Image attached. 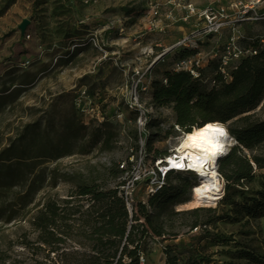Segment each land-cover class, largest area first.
I'll return each mask as SVG.
<instances>
[{
	"label": "rangeland",
	"instance_id": "rangeland-1",
	"mask_svg": "<svg viewBox=\"0 0 264 264\" xmlns=\"http://www.w3.org/2000/svg\"><path fill=\"white\" fill-rule=\"evenodd\" d=\"M189 7L228 5L225 0H0V157H13L0 163V264H43L48 256L50 264L63 254L88 253L78 246L81 240L66 242L55 255L36 244L32 222L39 210L49 201L69 200L83 182L100 184L116 167H134L140 160L151 166L157 154L172 149L173 113L155 109L153 87L166 85L165 73L186 60L184 53L197 52L189 60L201 61L198 81L211 91L230 45L243 59L252 56V44L264 45V2L256 7L260 21L253 13L229 12L234 25L210 37ZM184 41L193 48H177ZM18 43L34 56L14 66L11 50ZM135 104L147 118L144 131L131 110ZM148 142L151 151L145 154ZM186 181L173 175L167 185L182 187ZM257 189L258 182L246 192ZM192 191L181 205L150 211L165 240L151 243L148 264H166L164 247L174 245L199 251L211 264H245L235 257L239 251L264 257V220L220 223L230 208L221 200L194 209ZM132 196L134 207L149 201L144 186ZM83 207L87 211L90 205ZM209 210L215 213L194 215ZM211 221L207 228L192 229L196 222ZM205 230L234 243L214 248L201 241ZM25 238L28 248L22 246Z\"/></svg>",
	"mask_w": 264,
	"mask_h": 264
},
{
	"label": "trees",
	"instance_id": "trees-1",
	"mask_svg": "<svg viewBox=\"0 0 264 264\" xmlns=\"http://www.w3.org/2000/svg\"><path fill=\"white\" fill-rule=\"evenodd\" d=\"M26 37L20 36V42L23 43ZM250 49L257 55L242 59L230 78L218 73L211 91H206L189 74L174 71L165 73L166 85L153 87L155 109H170L173 113L171 131L178 126L190 133L193 128L221 124L227 127L229 136L237 143L218 163L219 174L225 183L223 203L230 209L217 221L230 225L264 220V45L258 41ZM11 55L12 64L18 66L23 58L33 57L34 53L18 43ZM196 55L197 52L190 51L184 53L182 59L187 61ZM150 145L145 143V154L151 151ZM12 158L0 157V163H8ZM161 158L162 155L157 154L152 163ZM132 167L128 165L125 170L116 167L100 184L83 182L69 200L49 201L39 210L32 222L36 244L55 255L59 253V247L75 239L81 240L78 242L80 248L89 250L84 254L60 255L56 263L50 264H140L142 257H149L151 243L165 240L162 226L150 211L161 212L169 206L181 205V200L194 185L185 179L186 184L182 187L169 186L171 175L163 189L149 198L147 205L138 204L130 215L120 189ZM119 180L120 185L112 188L111 185ZM256 182L258 189L248 195L246 190ZM187 203L190 200L183 202ZM83 204L90 205L87 211ZM200 213L215 212L198 211L194 215ZM212 222L205 225L196 222L192 229L207 228ZM203 233L201 241L214 248L230 247L234 243L231 238L218 237L206 230ZM24 240L22 246L28 248L26 238ZM164 253L166 264H211L197 250L174 245L164 247ZM235 257L245 264H264V257L250 250L239 251ZM49 260L50 256L46 257L43 264H48Z\"/></svg>",
	"mask_w": 264,
	"mask_h": 264
},
{
	"label": "built area",
	"instance_id": "built-area-1",
	"mask_svg": "<svg viewBox=\"0 0 264 264\" xmlns=\"http://www.w3.org/2000/svg\"><path fill=\"white\" fill-rule=\"evenodd\" d=\"M225 1L228 5L227 9L221 7H210L204 11H197L193 7H189L190 16L197 17L199 20L203 21L206 28V35L208 37L218 35L224 29L231 28L234 25V22L231 20L232 17L229 16V12H232L234 16L237 15V12L239 10L243 11L244 16L253 13L254 17L260 21L261 18H259L256 14V7L263 3L264 0ZM177 48L192 49L193 45L188 41H184L183 43L179 44ZM251 55L256 56L257 54L252 52ZM243 56V52H241L234 44L230 45L226 49L224 56L220 59L221 74L226 78H230L232 73L238 68L241 60L243 59ZM201 70V61L195 59L179 62L175 66L174 72H184L193 77L194 80H200ZM138 87L140 86L137 85L136 89ZM144 91L147 92V89H144ZM131 108L132 111L136 112L139 115L138 124L141 128V131H144L143 129H145L147 124L146 116L142 113L143 111L140 107H138L137 104H135V106ZM196 129L198 128H193L191 132L188 133L187 130L181 129L178 126H174L173 133L175 136L169 138V141L174 143L172 149L166 155L162 156L161 159L156 160L154 163H152L151 166L147 167L144 161L140 160L138 164L132 167V172L130 174H126L124 178L125 185L120 190L122 193L121 196L125 201L127 210L130 215H132L134 210V201L132 196L133 192H135L140 186H144L147 197H153L163 189L166 179L171 175H180L192 182L194 185V189L192 192L195 193V189L200 185V179L197 177V174H195L189 168L190 161L188 162L185 155L180 156V153L177 151L176 147H178L182 143H185L189 136L194 133ZM228 153H226V156L228 155ZM180 161H182L183 164V168L181 169L174 167L171 164V162L179 163ZM121 170H125V166L121 167ZM140 174L141 176H139ZM218 180L224 186V195L221 199L223 200L225 196V183L223 178L219 174V171ZM140 264H147V258L142 257L140 260Z\"/></svg>",
	"mask_w": 264,
	"mask_h": 264
},
{
	"label": "bare ground",
	"instance_id": "bare-ground-1",
	"mask_svg": "<svg viewBox=\"0 0 264 264\" xmlns=\"http://www.w3.org/2000/svg\"><path fill=\"white\" fill-rule=\"evenodd\" d=\"M209 126L211 129L206 131ZM219 131H226V136L215 135ZM231 145V137L223 125L207 124L196 129L185 143L176 147L180 156L185 155L188 162L190 161L189 168L200 179V185L195 189V193H192L193 202L189 206L199 209L213 206L221 201L224 186L218 180V159L228 153ZM210 149L215 150L214 154ZM171 164L179 169L183 168L182 161Z\"/></svg>",
	"mask_w": 264,
	"mask_h": 264
},
{
	"label": "water",
	"instance_id": "water-1",
	"mask_svg": "<svg viewBox=\"0 0 264 264\" xmlns=\"http://www.w3.org/2000/svg\"><path fill=\"white\" fill-rule=\"evenodd\" d=\"M27 26H28L27 23H24V24L22 25V27L20 28V30H21L22 33L25 31V29L27 28ZM231 142L234 143V146H233V147L237 146V143H236L232 138H231ZM233 147H232V148H233ZM230 149H231V148H230ZM229 152H230V151H229ZM225 156H226V155H225ZM222 158H224V156L221 157V158H219V159H218V162H219Z\"/></svg>",
	"mask_w": 264,
	"mask_h": 264
},
{
	"label": "clouds",
	"instance_id": "clouds-1",
	"mask_svg": "<svg viewBox=\"0 0 264 264\" xmlns=\"http://www.w3.org/2000/svg\"><path fill=\"white\" fill-rule=\"evenodd\" d=\"M211 129V126H209V129H206V131H209ZM203 135V133L201 134ZM215 135H219V136H226V131H219L217 133H215ZM210 151H213V154H214V149H210Z\"/></svg>",
	"mask_w": 264,
	"mask_h": 264
}]
</instances>
